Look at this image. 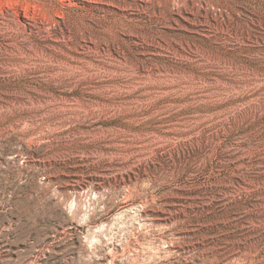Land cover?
Instances as JSON below:
<instances>
[{"label": "rangeland", "instance_id": "1", "mask_svg": "<svg viewBox=\"0 0 264 264\" xmlns=\"http://www.w3.org/2000/svg\"><path fill=\"white\" fill-rule=\"evenodd\" d=\"M0 264H264V0H0Z\"/></svg>", "mask_w": 264, "mask_h": 264}, {"label": "trees", "instance_id": "2", "mask_svg": "<svg viewBox=\"0 0 264 264\" xmlns=\"http://www.w3.org/2000/svg\"><path fill=\"white\" fill-rule=\"evenodd\" d=\"M222 3H224V1H222Z\"/></svg>", "mask_w": 264, "mask_h": 264}]
</instances>
